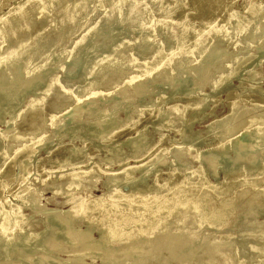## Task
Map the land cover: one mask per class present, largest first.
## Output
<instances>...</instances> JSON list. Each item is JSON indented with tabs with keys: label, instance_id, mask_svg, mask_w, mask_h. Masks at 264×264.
<instances>
[{
	"label": "rangeland",
	"instance_id": "obj_1",
	"mask_svg": "<svg viewBox=\"0 0 264 264\" xmlns=\"http://www.w3.org/2000/svg\"><path fill=\"white\" fill-rule=\"evenodd\" d=\"M28 1L31 0H0V20L4 18L9 20L11 16L17 15ZM71 1L73 0H64L52 8L46 18H37L34 25L26 29L22 28L15 38L8 41L2 40L0 43L1 55L12 48L15 40L27 34L30 44L42 40L45 43H52L54 40L50 53L55 55L59 52L64 58L71 57L67 65L58 68L50 66L45 76L42 77L38 73L40 58L42 59L45 55L42 50L41 56L39 55V59L30 66L28 73H22L25 72L24 67L12 65L5 72H0L3 75L0 92L8 86V81L14 80L19 85L14 100L4 105L0 112V208L17 210L18 205L25 202V195L34 191L38 204L43 207L42 213H32L27 207H22L15 225L17 230L30 229L33 232L31 237L44 227L43 211H57L58 209L59 212L62 209L60 211L64 212L73 202L64 203L65 198L59 192L62 184L66 182L65 179L73 172L83 171L85 175L93 172L97 175L94 179L88 176H82L79 179L80 187L75 189L73 194L84 198L90 193L101 195L104 191V182L111 173L117 172L120 177L136 180L141 174L140 169H134L130 174L122 175V167L134 168L153 160V162L156 161L153 166L156 170L148 174L145 180L148 184H152L154 179L159 184H163L164 179L169 175H172L170 181H180L185 173H190L192 179L201 182L221 181L224 183V173L217 162L218 155H206L205 158H208L204 162L207 163L206 165H201L198 157L206 150H222L226 143L241 136L242 129L237 126L231 134H224L226 127L229 128L231 123L237 125L243 117L264 113V94L252 90L255 86H258L261 91L264 90V56L257 52L264 41V32L254 37L260 22L257 18H252V13L247 10V7L255 5L258 1L264 3V0H159L153 5L150 0H135L138 6L137 13L143 21L137 23V30L129 22L123 23L125 26L120 24L119 19L112 18L105 23L101 20L105 11L109 9L107 4H115L119 0H98L100 1L99 7H96L97 4L91 0L87 4L88 12H86L87 7L79 5L76 14L68 17L66 12ZM122 1L125 9L134 0ZM116 10L118 9H112L113 12ZM147 19L154 21L155 24L152 27L149 41L143 44L139 31L144 32ZM243 19H248V21H243ZM82 22L86 25L76 30ZM237 22H243V30L239 33L235 30ZM96 23L98 29L96 36L90 42H77L85 27ZM184 28L187 29V43L178 45ZM253 37L254 39L251 40ZM120 38L127 42L125 54L116 53L112 65L106 71L92 72L91 68L87 67V62L92 57H100V55L106 57L110 53L112 43H116ZM199 44L203 45L201 57H197L193 52ZM181 49L186 51L184 57L181 55ZM158 50L171 58L166 65L165 78L156 72L140 71L135 68L139 63L152 59V55ZM182 57L188 62L184 66L186 69L183 68V71L177 72ZM238 60H243L239 70L237 69L234 74L230 75L228 81L214 87L220 79L229 74ZM208 62L211 63L207 64ZM86 69H88L87 72H82ZM199 69L202 70L199 71ZM242 69L245 71L242 72ZM20 71L21 78H17ZM250 74L254 75L251 80H249ZM24 80L30 81L25 83ZM144 81L145 85L146 83L148 85L146 90L142 91L139 86L144 85ZM124 85H126V93L131 91L129 93L134 95L128 106V109H131L130 117L127 119L125 112L120 108L116 115L117 127L107 136L93 137V126L102 116L99 114L92 116L84 114L75 120H63L59 123L60 118L69 115L73 106L79 105L87 97L99 101L96 110L99 111V107L101 111L104 108L107 110L116 97L118 99L123 96L119 90ZM36 100L41 101L42 104L34 110L31 104ZM16 102H19V105H16ZM105 103L108 106H105ZM177 107L181 109L180 113L176 112ZM16 110L18 112L16 120L11 124L7 123L9 112L11 111L12 114ZM166 115L169 117L161 123V119ZM228 115H231L230 119L222 128L224 139L220 140L214 132H207L206 127L209 123ZM63 122L70 126L71 132L77 131L76 128H78V133L69 136L65 130L58 131L57 124H65ZM139 130L146 135L148 146L142 154L132 156L131 146L133 144H130L132 142L128 139ZM72 150L75 151L72 152ZM111 150L113 153L122 155V160L107 164L105 159L112 155ZM181 150L185 152L180 157L178 152ZM230 154L233 152L230 151ZM233 156L236 160L238 154ZM66 159L71 164L65 163ZM24 161L26 162L25 170ZM210 162L212 166H217L214 175L211 173ZM178 164L179 166H176ZM263 173L261 172L257 177L259 188L264 187ZM126 190L125 185L118 188V192H126ZM233 191L227 190V194ZM236 212L237 219L232 215L220 232H211L209 228H204L198 237V242L194 246L191 245L190 249L185 248L186 251L181 252L178 258H183L180 262H176V257H173L176 249L158 251L144 245L141 248L143 251L147 250L148 253L145 254L143 264H203L204 261L200 258L204 256L201 255L203 254L201 251L205 245L206 235L221 237L224 234L222 232H226L225 236L231 240L233 248L244 253L245 259L251 257L255 249L253 244H264V236L258 235L259 232L264 233V201L259 199L252 210H249L246 202L242 203L236 208ZM98 217L100 216L97 214V220ZM79 226L84 229L85 224L80 222ZM191 227L195 229L196 226ZM97 237L98 233L93 231L92 238ZM51 239V236L44 237L43 243H46V249L43 248L44 252L37 249L23 259L20 256L21 250L16 249L14 259L12 257L11 260H0V264H108L107 257L99 253L94 259L85 256L82 261H77L73 258L78 256L81 246L66 244L67 240H63L64 243L60 239H56L57 242ZM114 245L119 246L118 243ZM65 247H68V250ZM137 251L135 249L130 253ZM127 253L123 249L116 251L111 264H131L132 259L127 257ZM228 253L229 251L225 250L223 256L215 264L229 261ZM261 257H264V254L254 258L259 261Z\"/></svg>",
	"mask_w": 264,
	"mask_h": 264
},
{
	"label": "bare ground",
	"instance_id": "obj_2",
	"mask_svg": "<svg viewBox=\"0 0 264 264\" xmlns=\"http://www.w3.org/2000/svg\"><path fill=\"white\" fill-rule=\"evenodd\" d=\"M63 1L64 0L28 1L27 4H25L21 8V10L17 15L11 16L9 20L8 18L7 19L4 18L0 20V43L2 40L8 41L11 38H15L17 34L19 35L20 33L19 31H21L22 28L26 29L34 25L37 18H46L48 12L55 6L62 3ZM150 1H151V5L157 4V2H159V0H150ZM71 2L72 3L66 12V16L68 17L74 16L76 14L77 6L79 7V5H82V7L86 8L87 4L91 2V0H73ZM93 2L97 4L96 7L100 6V1L93 0ZM122 4H123L122 0H119V2L117 1V3L115 4L108 3L107 8L109 7V9L105 11L106 13L104 14V16H102L101 20H103V22L105 23L112 18L119 19L120 24L129 22L131 25L135 27V30H137L138 29L137 23H139L142 20L140 19L139 16L140 14L138 15L137 13L138 6L136 5L135 0L131 1L125 9L123 8L124 5ZM112 9H118V10H116V12H113ZM247 10L252 13L251 15L252 18H257L260 22V25L254 34V37H256L264 32V3L258 1L255 3V5L247 7ZM86 12H88V7ZM83 15H85V13ZM94 15H96V13ZM243 21H248V19H243ZM154 24H155L154 21L147 19L146 25L144 27V32L142 33L141 31H139L140 38L143 44H146L147 41H149L148 39L151 35L152 27L154 26ZM242 24L243 22L242 23L237 22V24L235 25V30L238 31V33L243 30ZM84 25H86V23L82 22L81 25H79V27L77 26L78 28L76 30H78L81 26ZM70 26L73 27V25ZM97 30H98L97 23L85 27L83 33L81 34L80 39L77 42L80 43L82 42L86 43L88 41L90 42V40H92L96 36L95 34L97 33ZM74 31H75V27H74ZM74 31L72 30V32ZM186 33H187V29L184 28L182 30V38L178 41V45L182 43H187ZM254 37L251 38V40H253ZM68 38L69 37L67 36V40ZM28 40L29 39L27 38V34H24L21 37V39L15 40L13 42L12 48L9 51H5L3 54H1L2 56L0 55V72L2 71L5 72L6 69H8L10 65H12L15 67L22 66L25 69V72L22 73L23 74L26 72L28 73L31 69L30 66H32L39 59L38 58L39 55L41 56L40 54L41 50L45 53L42 59L40 58L41 62H39L40 67L38 73L41 77L45 76V74L47 73V69L50 66H55L58 68L64 66L65 64L67 65L70 62L71 57L64 58L63 54L59 52L57 54L55 53V55L50 53L52 49V43L54 44L53 42L54 40L52 41V43H45L43 40H42L43 42L38 41L37 43L34 41L35 42L34 44H30ZM142 42L140 43L142 44ZM126 45L127 42L124 40L122 41V39L120 38L116 43H112L110 48V53L106 57H101V55L100 57H92L87 62V67H90L92 72L94 73H102L106 71L112 65V62L114 61L113 58L116 53L125 54L127 50ZM245 45L249 46V44H245ZM180 52L181 55L184 57V52L186 51L181 49ZM193 52L197 57H201L203 55V45L202 44L197 45V47L193 50ZM257 52L262 56H264V41L260 44V47L258 48ZM209 55L212 57L211 54ZM152 57L153 58L150 60H146L144 62L139 63L135 68H137V70L140 71H147V72L153 71L164 77L166 65L171 58H168L165 53L159 50L155 52L152 55ZM183 57L182 60H180L181 62L178 66L177 72H180L184 68L185 64L188 63L187 60ZM242 62L243 60H238L235 66L229 71V74L226 75L224 78L220 79V81L217 82L214 85V87L220 86V84L222 82L224 83V81L226 80L228 81L230 75L234 74L236 70L241 67ZM210 63L208 62L207 64ZM87 70L88 69L83 70L82 72H87ZM200 70L202 69H199V71ZM126 71L127 70H125V72ZM241 71L243 72L245 71V69L244 70L242 69ZM22 73L20 71V74L18 75L17 78H21L20 76L22 75ZM121 73L123 74V72ZM2 76L3 75L0 73V83L2 80ZM253 77L254 75L250 74L249 80L253 79ZM167 79L171 80V78H167ZM173 79L175 80L176 78ZM29 81L30 80L25 81V83H28ZM89 82L91 83V81ZM17 83L18 82L14 80L8 81V86L7 87L5 86L6 88L4 90L1 89L0 112H2V108L4 105L10 102V100L12 99L14 100L15 92L17 90V87L19 86ZM146 84L148 85V83ZM147 85H145V81H144V85H140V86L138 85V86L139 88H141L142 91H144L146 90ZM89 86L91 87L92 85ZM125 88L126 85L121 87V90H119L121 94L123 93V96L121 98L117 99L116 97L115 100L112 99L113 100V102H111L112 104L108 103L110 105L108 107L109 109L107 108V110H105L104 108V110L101 111L99 107L98 108L99 111L96 110L95 108L97 103H99V101L97 102L95 98L87 97L82 102H80L79 105L73 106L71 110L72 112L69 113V115L67 116L63 115L65 118L63 117H62L63 119L60 118L59 123L60 121L62 122L63 120L64 121L72 120V119L75 120L80 115H84V114L85 115L88 114L91 116L99 114V116L100 115L102 116L101 118H99L100 120L96 123V125L94 124L95 126H93L94 128L93 137L107 136L117 127L116 115L120 108L122 111L125 112L127 119L130 117L131 109H128V106L133 100L134 95L129 93L131 91H128L129 94L126 93ZM252 90L264 94V90L261 91V89H259L258 86L252 87ZM56 103H58V101ZM41 104L42 102L39 100L33 101L31 104V108L34 109L38 106L40 107ZM16 105H19V102H16ZM104 105L106 106L107 103H105ZM175 110L177 113L181 112V109L178 107L175 108ZM11 111L9 112L10 115L7 121V123L9 124L13 123L16 120V117H18L17 110L14 111L12 114ZM159 111L160 110H158V112ZM231 115H228L224 118L213 120L211 123L207 125L206 130L207 132L216 133L218 138L222 140L224 139V134H231L237 126L240 127V129H242L241 136L234 140H231L228 144L226 143L223 146L222 150H211V151L206 150L203 151L202 155L198 157L200 164L206 165L207 163L204 162L208 158L207 157L205 158V156L206 155L210 156L211 154H217L218 155L217 162H219L218 165L221 166L224 173V180H225L224 183H221V181H216L214 183L209 181L201 182L199 180L192 179L190 173L189 174L185 173L180 181H174V182L170 181L172 175H169L167 178L164 179L163 184H159L156 181V179H154V182L152 184H148L147 182H145L148 174L151 172H155L156 170V168L155 169L153 168V166L155 165L154 163L156 161L153 162L154 161L153 160L150 163L141 164L134 168L122 167V173H121L122 175L130 174L131 171L134 169H140L141 174L140 176H138V178H136V180H133L135 178L126 179L125 177H120L119 173L117 172L111 173L106 178V181L104 180L105 181L104 191L101 195H95L89 192L90 194H88V196L84 198V197L75 196L73 194L75 189L80 187L81 181H79V179L82 178V176H88L94 179L96 178L97 175L93 172L90 173V175H85L83 171L73 172L72 174L68 175V177L65 179L66 182H64V184H62V187H60L59 189V192H61L65 198L64 203H68L70 201L73 202L65 211L63 210L64 212H61L62 209H60L61 211L59 210V212L58 209L57 211H48V212L43 211L44 227L43 229L40 230V232L36 231L37 233L33 234V237H31V234L33 232L30 229L25 228V229L17 230V228H15V225L18 221V218L20 217L19 211L21 210L22 207H27V209L30 210L32 213H36V212L42 213L43 207L38 204L34 191H30L28 195H25V202L21 205H18L17 210L6 207L0 208V260L2 261L6 259L11 260L10 258L12 257L14 259V257L16 256L14 254V251H16V249L21 250L20 256L23 259L29 253H34L37 249L43 251V248L46 249L45 246L46 243H43L44 237L51 236L52 241H55L56 239H60L59 237H61L63 238V240H67L66 244L68 243L71 246H75V245L81 246L78 256L74 254L77 257L73 259H76L77 261H82L85 256L94 259L99 253L105 255L108 259L107 260L108 264H111V260L112 257L114 256V253L116 251L123 249L124 251L128 252L127 257L132 259L131 264H143L145 263L144 258L147 250L143 251V248L141 247L144 245H148L150 248L153 247L155 250L158 251H160L161 249H166V250L176 249V251L173 254V257H176L175 258L176 262L177 261L180 262V259L183 258V257L178 258L181 252H183L185 248L186 250L190 249L192 247L191 245L194 246L198 242V237L200 236V233L204 228H209L211 232L212 231L220 232V230L223 229V226L226 225L228 219H230L232 215L235 216V218L237 219L236 217L237 212L235 213V211L236 208L240 206L242 203L246 202L248 204L249 210H252L255 206V202H257L259 199L264 201V187L259 188L257 186L258 183L257 177L259 176V174H261V172L262 173L264 172V113L243 117V119L237 122V125L235 124L232 125L231 123V126L229 128L226 127V132L223 134L222 128H224L223 126L229 121ZM168 117H169L168 115L164 116L160 122L162 123ZM234 119L232 121H234ZM57 126H58L57 128L58 131L65 130L68 132L69 136H73L74 134L78 133V128H76L77 129V131L75 130L76 132L75 131L71 132L70 126H68L66 123L57 124ZM128 141L132 142L130 144H133V146H131L132 156L142 154L145 151V148L148 146L146 135L143 134L142 131L140 130L136 131L135 135L130 139H128ZM74 151L75 150H72V152ZM230 151H232L233 154H230ZM110 152L112 153V155L110 154L111 156L110 157L108 156L105 159L107 164L122 160V155L113 153L112 150ZM184 152L185 151L183 150L179 151L178 152L179 156L180 157L183 156ZM234 154L235 155L238 154L236 160L234 159L235 158L233 156ZM26 162L24 161L23 163L24 170L26 169ZM207 162L209 164V161ZM65 163H68L67 159ZM68 164L71 163L69 162ZM212 165L213 164L211 163L210 166ZM176 166H179V164ZM216 167H217L216 165L212 166L211 173L213 175L215 174ZM208 168L210 167L208 166ZM244 178H246V180H244ZM122 185H125L127 187L126 192L124 191L118 192V188L121 187ZM227 190L228 191L234 190V191L230 194H227ZM97 214L98 216H100L98 217L99 218L98 220L96 219ZM80 222L85 224L84 229L79 226ZM193 225L196 226L195 229L194 227L193 228L191 227ZM93 231L98 233V237L95 239H93L94 237L92 238ZM222 233L224 234L221 237H215L212 234L206 235L207 237L208 235L210 236L209 238L207 237L205 238V245L201 251L203 253L201 255H204L202 258H200L201 260L204 261V263L202 262L203 264H215V262H217L219 258L223 256L225 250L229 251L228 253L229 261H226L223 264H264V257H261L259 261H256L254 258L255 256L260 257L261 255L264 254V244L254 243L253 244L255 248L253 249L254 255L245 259L246 257L244 256L243 252L237 250V248H233L231 240L225 236L226 232H222ZM258 235L260 237H263L264 233L259 232ZM55 242H57V240ZM63 242L65 243V241ZM114 243H118L119 246L116 247ZM129 244L131 245L129 246ZM71 246H69V248H71ZM249 247H251V245H249ZM65 248H67L68 250V247ZM135 249L136 251L138 250L141 253L137 251L134 253L132 252L131 254L130 251H135ZM47 250H45V252ZM37 252H39V250ZM12 261L15 262L14 260ZM230 261L232 263H230ZM82 263H84V261Z\"/></svg>",
	"mask_w": 264,
	"mask_h": 264
}]
</instances>
